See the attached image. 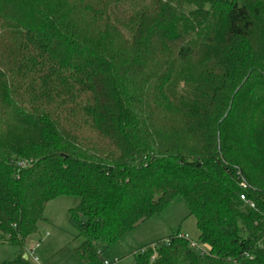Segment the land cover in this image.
Instances as JSON below:
<instances>
[{
    "label": "trees",
    "instance_id": "1",
    "mask_svg": "<svg viewBox=\"0 0 264 264\" xmlns=\"http://www.w3.org/2000/svg\"><path fill=\"white\" fill-rule=\"evenodd\" d=\"M59 197L82 264L176 198L133 264H264V0H0L3 264Z\"/></svg>",
    "mask_w": 264,
    "mask_h": 264
},
{
    "label": "rangeland",
    "instance_id": "2",
    "mask_svg": "<svg viewBox=\"0 0 264 264\" xmlns=\"http://www.w3.org/2000/svg\"><path fill=\"white\" fill-rule=\"evenodd\" d=\"M144 2L147 3V1ZM187 9L191 10L194 7L193 5H188ZM96 23L104 26V22L97 21ZM76 200L74 197H59L47 203L43 212L44 220L39 222L37 230L29 236L27 247H35L39 242H41L40 245L47 242L44 246L49 253V250L57 249L60 245H67L64 247L65 249H69L70 245L75 246L77 244V241L74 240L76 231L70 225L68 219L69 209L75 205ZM177 232L186 235L189 240L199 243L195 218L187 215L185 204L178 198L166 205L160 214L146 220L136 229L124 235L121 240L105 249L102 257L107 261H112L116 257L129 254L133 249L138 252L141 247L147 246L149 242L155 244L166 240ZM48 233H52L50 242L47 237ZM37 250H39V253ZM3 253H6V249L3 250ZM133 253L131 255H134ZM53 254H49L50 258L47 264H57V261L60 260V255L63 253L55 250ZM35 255L39 258L40 248L35 249ZM39 259L43 258L40 256Z\"/></svg>",
    "mask_w": 264,
    "mask_h": 264
},
{
    "label": "crops",
    "instance_id": "3",
    "mask_svg": "<svg viewBox=\"0 0 264 264\" xmlns=\"http://www.w3.org/2000/svg\"><path fill=\"white\" fill-rule=\"evenodd\" d=\"M47 237H48V240L50 242V239L52 238V233H48ZM28 238L26 240V244L24 247V253L22 255V258L27 262V264H47L48 259L50 258L49 254H51V253L53 254L55 252V250H59L61 253H63L62 255H60V260L57 261V264H82L81 261L77 258V256L73 252L74 246L70 245L69 249L68 248L65 249L64 247H66L67 245L66 246L60 245L57 249H54V250L52 249V251L49 250V253H48V249L46 251L45 246H44V245H46L47 242H44L42 245H40L41 242H39L36 247L32 246V247L28 248L27 247L28 246L27 245ZM151 243H153V242H149L147 244H151ZM32 248H33V250H32V254H31L29 251ZM37 248H40V256L43 259H39L40 256H39V258L36 255L34 256V251ZM4 249H6V253H3ZM7 249H9V250H7ZM37 251L39 253V250H37ZM46 252H47V254H46ZM132 252H134V249L131 250V252L129 254L121 256V257L119 256L118 258L116 257L112 261H109V262H113L116 259L117 262L115 264H122V263L132 264L133 260H134V256L131 255ZM17 254H18V247L12 246L3 240H0V264H3L4 262H8V261L13 260L17 256ZM125 261H126V263H125Z\"/></svg>",
    "mask_w": 264,
    "mask_h": 264
},
{
    "label": "built area",
    "instance_id": "4",
    "mask_svg": "<svg viewBox=\"0 0 264 264\" xmlns=\"http://www.w3.org/2000/svg\"><path fill=\"white\" fill-rule=\"evenodd\" d=\"M241 199H243V196H241ZM38 245V244H37ZM36 245V246H37ZM35 246V247H36ZM154 246H155V244H151V248L152 249H154ZM190 246L191 247H193V248H195L196 250H199L201 253H204V252H206V247L205 246H203V245H201V244H197L196 242H194V241H190ZM32 250H33V248L29 251L31 254H32ZM144 250V248H141L138 252H142ZM135 253H137V252H135L134 251V253L133 254H135ZM134 256V255H133ZM117 262V260L115 259L113 262H109V261H107V260H104L103 261V264H115ZM133 264V263H132Z\"/></svg>",
    "mask_w": 264,
    "mask_h": 264
}]
</instances>
